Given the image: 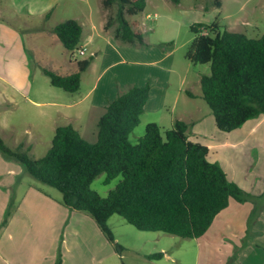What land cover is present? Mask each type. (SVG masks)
I'll return each mask as SVG.
<instances>
[{
    "label": "rangeland",
    "instance_id": "1",
    "mask_svg": "<svg viewBox=\"0 0 264 264\" xmlns=\"http://www.w3.org/2000/svg\"><path fill=\"white\" fill-rule=\"evenodd\" d=\"M103 1L0 0V35L9 42L7 48L0 43V52L8 51L9 66L14 67H9L11 82L23 88L26 83L28 88L26 93L8 88V103H0V139L9 149H29L33 159L47 153L60 126L71 125L93 143L105 98L110 101L124 93L126 84L137 87L145 82L151 89V107L130 134V143H137L149 123L163 132L188 110L201 119L204 140L211 147L229 144L220 149L217 159L228 180L249 200L243 204L231 200L206 234L195 240L137 231L113 215L107 222L114 238L111 243L89 215L63 207L57 190L34 180L19 163L0 154V194H13L8 210L2 213L0 207V264H264V116L231 134L217 130L199 85L200 77L209 75L210 66L185 58L195 37L191 30L195 24L217 23L221 32L264 38V0H180L177 5L169 0H145L141 13L126 16L143 36L145 46L141 48L114 38L116 5L105 8ZM109 19L112 23L105 27ZM68 20L77 21L83 30L78 50L73 52L53 33L56 25ZM18 44L29 63L23 70L25 77L13 65L12 59L16 62L20 57ZM90 57L93 63L81 75L76 93L52 87L42 72L69 75L76 71V62ZM104 180L101 174L90 186L100 197H106L121 176L108 184ZM161 248L166 251L163 259L143 257Z\"/></svg>",
    "mask_w": 264,
    "mask_h": 264
},
{
    "label": "trees",
    "instance_id": "2",
    "mask_svg": "<svg viewBox=\"0 0 264 264\" xmlns=\"http://www.w3.org/2000/svg\"><path fill=\"white\" fill-rule=\"evenodd\" d=\"M177 5L180 0H169ZM116 5L114 38L130 46H143L142 34L126 16L141 13L145 0H104ZM220 5L217 4V7ZM109 19L105 27H109ZM202 29L207 31L203 34ZM194 39L186 53L192 64H209V75L199 80L201 98L209 107L215 127L231 133L247 121L264 116V38L219 30L217 23L191 27ZM62 46L78 50L82 27L68 20L53 29ZM92 57L76 62V71L59 75L43 69L52 87L66 93L79 90L81 75ZM150 86H133L105 107L97 121L96 141H86L71 125L55 129L47 153L33 159L28 150L9 149L0 139V154L21 165L34 180L61 194V205L89 215L113 243L108 219L118 215L137 231L164 233L180 239H200L230 201L246 203L249 198L231 183L217 163L208 160V148L188 140V124L175 120L162 132L155 123L145 127L136 144L129 136L139 125L149 99ZM101 174L108 184L121 180L106 197L90 189ZM162 253L147 255L157 261Z\"/></svg>",
    "mask_w": 264,
    "mask_h": 264
},
{
    "label": "crops",
    "instance_id": "3",
    "mask_svg": "<svg viewBox=\"0 0 264 264\" xmlns=\"http://www.w3.org/2000/svg\"><path fill=\"white\" fill-rule=\"evenodd\" d=\"M23 4V3H22ZM0 25H3V24H1L0 23ZM81 26V25H80ZM102 28H104V26L102 27ZM82 32H83V30H82ZM83 34V33H82ZM82 38V37H81ZM144 40V39H143ZM0 43H1V46L3 47H8V45H9V42L7 41V39H6V37H4V36H2V34L0 35ZM145 46V41H144V45L143 46H139L140 48L141 47H144ZM138 47V48H139ZM137 48V47H136ZM139 48V49H140ZM81 48H79V50H80ZM85 50V49H84ZM17 52H18V56H20V57H16V62L14 61L15 60V58H13L12 60H13V65L15 66V68L17 69V71L19 70L21 73H20V75H21V77H25V75H24V73H23V70L25 69L24 67H26L27 66V68L29 67V63H28V61H26V59H25V57H26V51H25V49H23L22 48V46H20L19 44H18V47H17ZM139 53L140 54H142V53H147V50H145L144 52H141V50H139ZM9 55H8V51L6 50L5 52H0V103H3V102H6V103H8L7 101H8V98H9V96H8V91H9V89L8 88H10L11 87V89H14V91H17V92H19V93H21V92H24L25 91V93L28 91V88L26 89V87H27V85H26V83H25V88H23V87H21L20 85H18V84H15V83H12L11 82V79L9 78V76L12 74V70L11 69H9V67H12V68H14L13 66H9L10 64L8 63L9 62ZM144 58H146V56L144 57ZM147 58H149V57H147ZM146 62V64H151V63H149V60H146L145 61ZM93 63V60L91 61V63H90V65ZM18 64H20V65H18ZM90 67V66H89ZM88 67V68H89ZM87 68V69H88ZM9 70H11V72H10V74H8V71ZM13 72L16 74L17 72H15V69H13ZM86 72V71H85ZM15 74H13L12 76H14ZM80 84H81V82H80ZM144 84H146L145 82L144 83H140L137 87H140V86H143ZM133 86H136L134 83H129V84H126V87H124V90H125V92L129 89V88H131V87H133ZM19 89H18V88ZM151 90V89H150ZM121 94H123V93H120L119 95H121ZM118 95H116V97H117ZM115 97V98H116ZM114 99V98H113ZM112 99V100H113ZM188 99H194L193 97H191V98H188ZM112 100H110V101H112ZM150 100H151V95H149V99H148V101H147V103H146V105H145V107H144V113L147 111V109H149V107H151V102H150ZM109 101V98H105V103L102 105V107H103V113H104V111H105V107L107 106V104L110 102ZM77 103V102H76ZM0 106H1V104H0ZM70 106H72V105H70ZM102 113V114H103ZM185 113V117H177L176 118V120H179V121H183V122H185L186 124H188V129H187V132H186V135H187V137H188V140L190 141V142H193V143H199V144H201V145H203V146H205V147H207L208 148V159L210 158V157H212L213 159L210 161V162H212V163H217L221 168H222V170L224 171V173H225V169H224V167H223V165H222V163L217 159L218 158V156L220 155L219 154V152H220V149H222L223 147H227V146H229V144L228 143H217V144H215L213 147H211V145L209 144V143H207L206 142V140H204V138H205V132H204V127H202V121H201V119L200 120H197V119H195V117H193V115L190 113V112H188V110H187V112H184ZM100 118V117H99ZM214 119V118H213ZM187 120H189V121H187ZM208 121H210V123H211V118L209 117L208 118ZM250 121V120H249ZM174 123V122H173ZM173 123H172V121H171V123H170V126L172 127V125H173ZM246 123H248V121L246 122ZM245 123V124H246ZM214 125H215V123H214ZM242 127H244V126H242ZM253 128L251 129V130H253L255 127L254 126H252ZM241 128V127H240ZM239 128V129H240ZM239 129H237V130H235V131H233V132H231V133H234V132H237V131H240ZM230 133V134H231ZM218 136V135H220V134H217V132H214V136ZM219 137H221V136H219ZM230 137V136H229ZM236 138H239L238 136H236ZM204 140V141H203ZM226 174V173H225ZM226 177H227V175H226ZM228 179V178H227ZM13 188L15 187V185L14 186H12ZM14 190V189H13ZM4 193V192H3ZM31 195V194H30ZM37 195H39V194H37ZM12 196H13V194H12ZM12 196L10 197L9 196V194H0V207H1V209H2V213H3V209H5L6 211L8 210V208L10 207V204H11V200H12ZM24 196H26V194H24L23 195V197ZM40 197H42L41 195H39ZM19 208H20V206H18V207H14V210L15 209H18L19 210ZM218 216V215H217ZM216 216V217H217ZM214 222V221H213ZM211 227V226H210ZM209 230V229H208ZM206 234V233H205ZM158 253H162L163 254V257L161 258V259H163L164 257H166V251H164V248H161L160 249V251L158 252ZM147 255H149V254H146V255H144L143 257H146ZM151 255V254H150ZM160 259V260H161Z\"/></svg>",
    "mask_w": 264,
    "mask_h": 264
},
{
    "label": "built area",
    "instance_id": "4",
    "mask_svg": "<svg viewBox=\"0 0 264 264\" xmlns=\"http://www.w3.org/2000/svg\"><path fill=\"white\" fill-rule=\"evenodd\" d=\"M78 53H79L80 55H83L84 52H83L82 50H79Z\"/></svg>",
    "mask_w": 264,
    "mask_h": 264
}]
</instances>
